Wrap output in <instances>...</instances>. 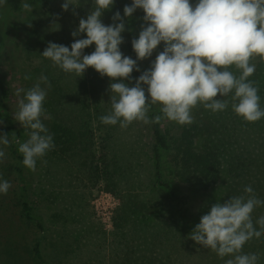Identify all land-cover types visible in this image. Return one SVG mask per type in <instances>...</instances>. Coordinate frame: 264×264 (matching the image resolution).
<instances>
[{
  "label": "trees",
  "instance_id": "obj_1",
  "mask_svg": "<svg viewBox=\"0 0 264 264\" xmlns=\"http://www.w3.org/2000/svg\"><path fill=\"white\" fill-rule=\"evenodd\" d=\"M23 1L7 0L5 5L20 11ZM191 2L195 4L196 0ZM126 5L124 0H115L113 6L102 15V22L106 26L112 24V17L117 11L123 17ZM144 23L137 10L130 18H125L126 30L121 34L124 43L120 45V50L124 49L134 60L136 54L132 48V40L138 38ZM4 45L5 37L0 30V62L4 57ZM163 47L161 43L154 50L149 62L143 64L144 60H138L140 71L134 70L131 76L138 79L148 70ZM251 62L256 64V70L248 79L258 88L260 106L264 109V60L256 57ZM229 70L237 77L241 74L234 66ZM83 85L85 86L84 81ZM0 95V111L7 119L6 131L10 133L15 130L16 135L23 139L24 130L15 129V122L8 112L9 89L7 82L1 77ZM231 96L232 94L217 97L228 100V107L219 112L205 109L202 104H198L192 109L194 119L191 124L180 125L167 119H162L160 123H150L153 141L150 149L155 165V182L152 188L161 194L157 198H150L149 203L141 202L138 195L130 193L126 196L113 216L117 231L116 238L113 237L111 243L115 246L120 242L115 247H102L101 244L91 251H85L80 247L78 236L73 242L68 241V229L62 222L52 220L48 223L37 215L36 207L30 202L27 168L22 163L23 155L19 153L16 144H11L9 152L15 161L13 172L17 181L19 210L16 211V206L5 203L6 201L0 204V264H225L227 259L233 257L220 258L210 248L190 239L189 234L213 204L246 195V186L250 185L256 197L264 201V118L256 122L246 121L233 111ZM98 102L100 104L93 118L97 126L90 123L91 111L82 114L78 125L55 123V132L52 135L55 146L37 161L48 164V167L56 165L61 171L70 168L84 172L85 160L88 161L84 153L88 152L90 155V137L101 132L103 136L98 147L99 155L95 160V176L106 178L105 188L116 192L119 182L115 177L125 174L130 182L132 174L137 170L126 157H132L136 161L139 152L130 150L129 156L116 153L113 154L112 163L108 161V154L114 147L113 139L125 128L119 123H102L100 117L109 114V111L100 106V100ZM160 107L158 103L151 105L148 112L150 120L156 115H162ZM92 152L93 157L96 156L93 150ZM165 156L170 179L163 177ZM75 158L78 165L71 164ZM90 169L88 165V170ZM55 184L60 186L58 181ZM181 185L202 194L208 192L210 198L207 206H202L197 214L192 213L186 206V196L180 191ZM251 215L254 227L260 231L256 221L264 216V205L256 207ZM62 216L63 211H58L57 218ZM30 223L35 227L33 231L36 233L32 245L28 241V235L22 230L24 226L29 230ZM73 244L76 247H64ZM106 251L109 252L111 263L104 260ZM242 253H256L259 256L257 264H264V234L247 241Z\"/></svg>",
  "mask_w": 264,
  "mask_h": 264
},
{
  "label": "clouds",
  "instance_id": "obj_2",
  "mask_svg": "<svg viewBox=\"0 0 264 264\" xmlns=\"http://www.w3.org/2000/svg\"><path fill=\"white\" fill-rule=\"evenodd\" d=\"M6 2L0 0V6ZM114 2L94 0L95 7L72 32L73 37L84 33L86 38L76 39L70 48L49 42L41 54L66 73L82 77L91 67L113 81L109 85L112 110L100 117L102 123H119L122 128L134 121L148 124L162 119L191 124L194 107L202 104L213 112L223 111L228 100L217 97L229 94L237 115L248 122L264 118L258 88L248 79L256 70L251 61L256 57L264 60V0H196L195 4L191 0H132L124 7V16L117 11L113 23L106 26L101 17ZM70 5L74 6L73 0H65L61 7L67 11ZM22 8L33 11L26 2ZM138 8L144 12L145 23L138 38L132 40L134 60L121 52L120 45L124 42L121 34L126 30L125 18ZM161 43L163 50L130 87L124 81H131L134 70L140 71L137 61L150 58ZM93 44L94 51L84 54V49ZM232 66L240 70L238 77L229 70ZM41 82L48 83L47 77L41 76L40 82L25 92L15 115L20 125L31 129L29 139L18 148L23 165L31 171H35L37 160L55 146L42 121V117L47 118V91ZM157 103L162 115L150 120V107ZM0 143L9 144L7 134L0 135ZM4 155L0 150V159ZM10 188L9 181L0 182V194L6 195ZM244 192L246 195L213 204L189 234L190 239L220 258L232 256L225 264H257L259 259L258 254H243L242 249L247 241L264 234V216L256 221L261 229L258 231L251 215L264 201L256 197L250 185Z\"/></svg>",
  "mask_w": 264,
  "mask_h": 264
},
{
  "label": "rangeland",
  "instance_id": "obj_3",
  "mask_svg": "<svg viewBox=\"0 0 264 264\" xmlns=\"http://www.w3.org/2000/svg\"><path fill=\"white\" fill-rule=\"evenodd\" d=\"M124 1L128 6L132 4V0ZM25 2L32 6V12L25 11L23 8L20 11H15L5 4L0 6V30L5 37L4 57L0 62V77L7 82L9 89L7 109L15 122V129L24 130L23 139L16 135L15 130L8 133L6 131L8 130L7 119L0 111V135L7 134L9 140L8 145L0 143V150L5 153L4 157L0 159V182L7 180L11 184L6 195L0 194V204L6 201L5 203L16 206V211L19 210V206L17 208V181L13 172L15 161L9 148L11 144H16L19 147L20 143L29 139L31 129L23 127L15 120V115L19 110V101L24 98L25 92L40 82L41 76L47 77L48 83L41 82V87L47 91L44 101L47 118L42 117V121L50 135L55 132V123L64 122L67 125H78L82 114H86L88 111L92 113L90 123L97 126L93 118L100 104L99 100L101 101L100 106L106 108L109 113L112 110L109 85L113 81L110 78L101 76L91 67L85 71L82 77H78L75 73L64 72L50 59L41 55L49 42L70 48L76 39L86 38L84 33L73 37L72 32L78 29L80 19H86L89 12L95 7L94 0H73L74 6L70 5L67 11L61 7L65 0H24L23 3ZM137 14L141 19L144 16L143 10L139 8ZM94 49L95 45L93 44L84 49V54H90ZM121 52L133 59L131 55L126 54L124 49H121ZM146 62H149V58L145 59L143 64ZM25 76H29L30 79H25ZM82 81L85 86H82ZM135 81L136 78L132 77L131 81L125 80V83L131 87L134 86ZM20 89L24 91L17 95ZM102 136L101 132H97L96 139L93 136L90 137V142H88L91 149L90 155L88 152L84 153L88 160H85L84 172L70 168L61 171L56 165L48 167V164H43L41 161H37L35 171L26 169L30 202L36 207V214L48 223L52 220L62 222L68 229V241L73 242L78 236L80 247L85 251H91L101 244L102 247L119 245L120 242L115 246L111 243L113 237L116 238L117 231L113 216L116 210L122 206L128 194L138 195L141 202L147 203L151 202L150 198H157L161 194H158L160 191L152 188L155 182V165L150 149L153 142L150 123L134 121L131 126L128 125V130L125 128L117 138L113 139L112 146L114 147L107 157L110 163L113 161V154L123 153L127 156L128 152L133 149L139 152V158L136 161L132 157H126L132 161L137 170L132 174L133 178L131 177L130 182L125 174L115 177V180L119 182V187L115 189L116 192L105 188L106 178H96L95 176L97 172L94 169L95 160L99 155L98 147L102 142ZM92 150L96 153L94 157ZM77 161L75 158L71 164L78 165ZM163 164L165 165L163 177L170 179L166 156ZM88 165L91 167L90 170H88ZM47 170L48 172H46ZM56 181L60 186L55 184ZM180 191L188 200L186 206L194 214L199 213L200 208L207 206L206 204L209 202L208 192L202 194L185 185L180 186ZM58 211H63L64 216L57 218ZM16 226L18 229V224ZM28 226L29 230L25 226L22 230L28 235V241L32 245V241L36 237L35 227L32 223ZM48 245L52 247L51 244ZM64 247L76 246L73 244ZM105 253V262L110 261L111 263L112 261L108 258L109 252Z\"/></svg>",
  "mask_w": 264,
  "mask_h": 264
}]
</instances>
